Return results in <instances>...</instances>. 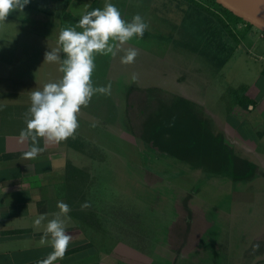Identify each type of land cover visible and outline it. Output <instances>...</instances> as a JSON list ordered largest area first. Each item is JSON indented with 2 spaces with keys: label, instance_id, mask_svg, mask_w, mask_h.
Returning <instances> with one entry per match:
<instances>
[{
  "label": "rangeland",
  "instance_id": "374dc122",
  "mask_svg": "<svg viewBox=\"0 0 264 264\" xmlns=\"http://www.w3.org/2000/svg\"><path fill=\"white\" fill-rule=\"evenodd\" d=\"M110 2L124 20L139 14L149 27L142 38L125 45L138 50L134 63L121 64L122 52L95 59L93 85L111 83V94L94 95L81 113L90 141L83 145L91 158V206L81 245L92 254L77 259L96 264L100 250L132 264H264V163L255 150L234 140L228 129L236 122L225 113L228 100L245 98L244 93L236 96L235 89L240 93L256 85L262 64L241 53L244 61H233L217 73L234 41L225 31L212 39L202 37L198 23L203 14L187 0ZM104 3L97 0L90 11ZM153 88L195 103L212 133L220 134L236 157L258 166L257 176L236 182L228 168L210 173L218 169L211 160L193 164L153 151L137 135L140 130L134 131L135 110L128 118L126 100L129 90ZM135 96L134 106L150 103ZM255 114L264 117L258 109ZM259 125L256 130L262 132L264 124ZM237 133L252 140L257 134L245 123ZM255 149L259 152L258 145Z\"/></svg>",
  "mask_w": 264,
  "mask_h": 264
},
{
  "label": "crops",
  "instance_id": "0c3cea01",
  "mask_svg": "<svg viewBox=\"0 0 264 264\" xmlns=\"http://www.w3.org/2000/svg\"><path fill=\"white\" fill-rule=\"evenodd\" d=\"M96 1L30 0L23 12L14 11L0 23V264H37L38 260L47 257L52 248L41 244L40 240L48 220L59 212L58 201L71 209L62 219L72 240L64 258L55 264H85L77 257L83 253L86 256L92 254L81 245L85 239L82 231L88 222L87 212L90 211V207L82 210L81 205L91 194V158L83 145L90 142L84 129L86 122L80 114V127L75 138L47 146L40 139L39 147L44 151L35 159H25L24 153L31 141H22L20 133L26 128L24 114L30 107L31 91L42 90L44 84L55 82L63 75L59 64L44 63V53L57 47L60 29L74 26L76 23L72 22L79 21ZM239 25L240 31L247 27L246 24ZM260 32L255 27L248 29L231 58L217 73L233 61H244L240 55L247 54L250 49L256 48L257 53L264 56V39ZM259 62L262 68L257 86L251 85L240 93L234 90L236 96L244 93L250 103L242 107L240 99L233 97L232 101H227L225 113L236 122L228 129L231 135L235 133L234 140L255 150L264 163V126L262 132L256 130L261 127L260 123L264 124V117L255 114L258 109L264 116V82L261 88L258 86V81L264 79V62ZM215 115L219 120L223 117ZM242 123L253 125L257 133L255 140L236 136ZM255 145L259 146V152ZM41 214H45L46 219L36 228L33 222ZM97 254L96 264H132L104 251L99 250Z\"/></svg>",
  "mask_w": 264,
  "mask_h": 264
},
{
  "label": "clouds",
  "instance_id": "9594fccd",
  "mask_svg": "<svg viewBox=\"0 0 264 264\" xmlns=\"http://www.w3.org/2000/svg\"><path fill=\"white\" fill-rule=\"evenodd\" d=\"M29 3L30 0H0V23L14 11L23 12ZM148 27L139 14L131 21L124 20L120 10L110 0H105L103 8L86 12L74 26L60 29L57 47L44 53V63L59 64L63 75L55 82L44 84L42 90L30 93V107L24 114L26 128L20 133L22 141H31L24 153L25 159H35L44 151L39 147L40 139L47 146L75 138L80 127L81 109L89 105L94 95L111 94V83L101 87L93 85L96 56L111 55L115 58L122 52L121 64L134 63L139 52L125 45L133 38H142ZM136 79L133 74L132 80ZM96 126L94 122L92 127ZM90 206L85 202L81 209ZM57 208L59 212L48 220L40 240L41 244L50 245L52 251L37 264H55L62 260L71 243L72 237L67 234L62 219L71 209L63 201L57 202ZM45 219V214L37 216L34 227L39 228Z\"/></svg>",
  "mask_w": 264,
  "mask_h": 264
},
{
  "label": "trees",
  "instance_id": "16d2710c",
  "mask_svg": "<svg viewBox=\"0 0 264 264\" xmlns=\"http://www.w3.org/2000/svg\"><path fill=\"white\" fill-rule=\"evenodd\" d=\"M187 1L195 6L198 13L203 14L202 20L198 23L202 37L206 39L211 35L212 39L225 31L234 41V46L228 56L220 60L219 68L223 67L233 55L247 30L253 26L214 0ZM212 17L214 19H211ZM240 23L246 24L247 27L244 31L238 30ZM213 57L216 58V56ZM136 91L129 90L127 92V107L131 110L128 111V118L130 114L133 116V110H135L132 127L135 132L137 128L140 130L139 134L137 131V135L143 137L153 149L193 164L196 163L195 160L198 163L200 160H205L204 164L211 160L216 162L218 169L211 168L210 173L222 174L228 168L231 171V178L236 182L251 181L257 176L258 166L250 160L236 157L228 144L224 142V138L212 133L207 121L194 108L195 103L169 91L154 88ZM135 93L138 94V97H143L150 102L147 107L140 101L138 107L135 105L137 109L135 108L133 105L137 96ZM146 101L145 103H147ZM248 101L250 100L244 98L240 101V105L247 107L250 103Z\"/></svg>",
  "mask_w": 264,
  "mask_h": 264
},
{
  "label": "water",
  "instance_id": "95a60500",
  "mask_svg": "<svg viewBox=\"0 0 264 264\" xmlns=\"http://www.w3.org/2000/svg\"><path fill=\"white\" fill-rule=\"evenodd\" d=\"M261 32H264V0H214Z\"/></svg>",
  "mask_w": 264,
  "mask_h": 264
},
{
  "label": "built area",
  "instance_id": "2783aa9c",
  "mask_svg": "<svg viewBox=\"0 0 264 264\" xmlns=\"http://www.w3.org/2000/svg\"><path fill=\"white\" fill-rule=\"evenodd\" d=\"M260 34H261V38L264 39V32H260ZM248 53H249L252 57H254L256 60L264 62V56L258 54V53L255 52L253 49H250Z\"/></svg>",
  "mask_w": 264,
  "mask_h": 264
},
{
  "label": "flooded vegetation",
  "instance_id": "af4514ba",
  "mask_svg": "<svg viewBox=\"0 0 264 264\" xmlns=\"http://www.w3.org/2000/svg\"><path fill=\"white\" fill-rule=\"evenodd\" d=\"M219 135H220V134H217V135H215V136H219ZM221 135H222V134H221ZM152 150L155 151V152H158V151H159V150L157 151V150H155V149H153V148H152ZM159 152H160V151H159ZM232 152H234V151L232 150ZM160 153H162V152H160ZM162 154H165V155H166V153H162ZM167 155H168V154H167ZM168 157H171V156L168 155ZM172 158H173V157H172ZM174 158L176 159L177 157H174ZM179 160H181V159H179Z\"/></svg>",
  "mask_w": 264,
  "mask_h": 264
}]
</instances>
